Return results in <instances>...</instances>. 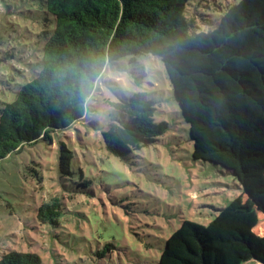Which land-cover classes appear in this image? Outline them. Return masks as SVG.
<instances>
[{
    "label": "trees",
    "instance_id": "16d2710c",
    "mask_svg": "<svg viewBox=\"0 0 264 264\" xmlns=\"http://www.w3.org/2000/svg\"><path fill=\"white\" fill-rule=\"evenodd\" d=\"M190 0H39L45 14L15 98L0 100V159L81 119L61 104L49 70L66 56L105 45L158 49L189 124L193 158L222 166L243 189L208 224L183 219L165 241L159 264H264V0L227 6L214 28L197 31L185 15ZM37 12V11H36ZM255 106L258 109H252ZM152 99L126 110L103 131L106 147L127 160L169 128L154 118ZM73 151L62 144L60 168L70 174ZM61 199L37 216L58 224ZM96 254V251H95ZM103 256V252H99ZM38 253L10 250L0 264H41Z\"/></svg>",
    "mask_w": 264,
    "mask_h": 264
},
{
    "label": "rangeland",
    "instance_id": "374dc122",
    "mask_svg": "<svg viewBox=\"0 0 264 264\" xmlns=\"http://www.w3.org/2000/svg\"><path fill=\"white\" fill-rule=\"evenodd\" d=\"M238 1L190 0L185 15L195 30L209 31ZM38 3L0 0V100H13L24 80L45 17ZM155 87L154 118L169 128L127 160L108 150L106 129L82 118L53 132L52 140L27 143L0 159V257L15 249L38 253L41 264H159L183 219L208 224L242 193L234 174L194 160L165 65ZM62 144L73 151L70 174L61 172ZM54 197L62 202L59 223L42 222L38 209ZM254 230L264 235L263 213Z\"/></svg>",
    "mask_w": 264,
    "mask_h": 264
},
{
    "label": "clouds",
    "instance_id": "9594fccd",
    "mask_svg": "<svg viewBox=\"0 0 264 264\" xmlns=\"http://www.w3.org/2000/svg\"><path fill=\"white\" fill-rule=\"evenodd\" d=\"M163 59L158 49L105 45L66 56L49 74L61 104L74 107L82 119L107 129L118 124L126 110L152 97Z\"/></svg>",
    "mask_w": 264,
    "mask_h": 264
},
{
    "label": "crops",
    "instance_id": "0c3cea01",
    "mask_svg": "<svg viewBox=\"0 0 264 264\" xmlns=\"http://www.w3.org/2000/svg\"><path fill=\"white\" fill-rule=\"evenodd\" d=\"M256 264H260V263H256Z\"/></svg>",
    "mask_w": 264,
    "mask_h": 264
}]
</instances>
